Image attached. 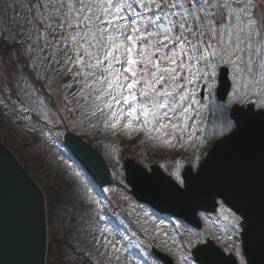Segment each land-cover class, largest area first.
Listing matches in <instances>:
<instances>
[{"label":"rangeland","instance_id":"rangeland-1","mask_svg":"<svg viewBox=\"0 0 264 264\" xmlns=\"http://www.w3.org/2000/svg\"><path fill=\"white\" fill-rule=\"evenodd\" d=\"M73 2L79 9L80 0ZM130 2L134 3V0ZM174 2L177 3L175 8L169 10L162 5L161 10L156 8L161 0H154L151 12L145 15L155 17L167 15L169 11L180 12L179 5L183 3L198 16L195 24L189 21L187 26L198 31L206 43L210 41L213 44L224 32L222 24L230 23L234 31L237 27L235 14L230 16L231 10L223 7L225 0H208L206 4L211 12L209 19L216 29L215 36L206 28L207 21L200 15L199 6H192L193 0H164L165 4ZM252 2L256 7L249 11L255 12V20L259 24L264 19V0H259V4L255 0ZM247 3L248 0H233L232 7H244ZM215 4L220 7L214 8ZM134 7L143 11L135 3ZM75 15L73 11L72 16ZM170 18L181 20L180 16ZM69 23L67 0H0V138L45 192L51 248L48 263L148 264L146 254L149 248H145L156 246L172 255L177 264H193L184 260L198 241L207 237L222 245L231 241L238 232L240 219L222 206L216 214L203 216L204 227L196 231L173 219L156 216L149 209L132 202L129 188L124 183L121 162L124 154L129 153L136 158V154L141 155L137 161L145 166H149L150 161L162 160L164 170L175 179L173 173L177 170L181 173L186 164L197 168L211 144L227 133L222 134L221 123L225 116L229 117L234 104L222 113L221 106L229 96L222 103L215 96L217 75L223 64L214 59L207 64L189 61L204 72H211V64H217V69L215 77H201L188 86L204 107L193 105L191 119L183 132H176L174 136L169 135L171 129L157 132L154 127L159 125L142 126L137 120L133 121L131 129H125L127 116L113 128L115 119L111 118V111L101 101L95 100L98 92L85 88L83 73L75 75L80 66L74 63V49L79 48L81 56H84L85 49H92L88 38L83 37L84 25L81 23L78 27L72 21V27H69ZM246 23L245 18L239 27L243 29ZM153 30L148 28V31ZM77 32H80L78 44L71 38ZM259 39L260 34H254V43ZM15 40L19 48L6 51L3 46ZM250 54L246 52V58ZM253 60L255 64L262 63L259 53L253 56ZM227 67L232 84L229 93L234 88L251 91L241 86L247 81L234 80L231 66ZM260 71V68L254 71L257 78ZM74 82L79 83V88L73 91ZM137 97L143 99L138 93ZM246 99L257 101L258 95L253 93ZM129 107L121 103L114 105L112 110L121 108L126 113ZM100 109H103V115ZM66 126L89 141L104 157L113 173L114 191L97 188L64 149L61 139ZM181 155L185 156L184 162L178 160ZM111 194L121 210V219L112 217L104 205V200ZM123 199L128 204H123ZM83 223L95 232L91 241L77 234Z\"/></svg>","mask_w":264,"mask_h":264},{"label":"snow or ice","instance_id":"snow-or-ice-1","mask_svg":"<svg viewBox=\"0 0 264 264\" xmlns=\"http://www.w3.org/2000/svg\"><path fill=\"white\" fill-rule=\"evenodd\" d=\"M153 2L134 0L143 10L141 12L136 10L130 0H80L79 9L73 0H67L69 27H72V21L78 27L82 23L83 37L88 38L92 49H85L84 56L80 55L79 48L74 49V63L80 66V71L75 75L83 73L85 88L98 92L95 100L101 101L111 111V118L115 119L112 127L115 128L120 119L127 116L125 129H131L133 121L137 120L142 126L159 125L158 128L154 127L157 132L171 129L169 135L173 136L176 132H183L191 119L193 105L204 107L195 99V93L190 92L188 86L201 77H215L217 69V64H211V72H204L189 61H195L196 64L203 61L207 64L213 59L231 66L233 79L247 81L241 86L251 89L240 91L234 88L228 93L229 99L221 106L222 113L233 104L238 107L232 109L231 117H224L221 123L222 134L233 129L239 131L256 115L264 117V19L257 24L255 12L249 11L256 7L252 0H248L244 7L236 8L232 7L233 0H225L223 7L231 10L230 16L235 14L237 27L234 31L230 23L222 24L224 32L218 36L215 44L210 41L206 43L198 31L187 26L189 21L195 24L198 19L197 13L191 8H185L180 3V12L169 11L167 15L155 17L145 15L151 12ZM207 3L208 0H193L192 6H199L200 15L207 21L206 28L215 36L216 29L209 19L211 12L206 7ZM162 5L171 10L177 3L165 4L161 0L156 8L162 10ZM213 7L220 5L215 4ZM73 11L75 17L72 16ZM176 16H180L181 20L170 18ZM245 18L247 23L241 29L239 24ZM161 20L166 22L162 23ZM149 27L154 30L148 31ZM254 34H260L259 41L255 43ZM78 37L80 32L71 38L78 44ZM246 52L251 53L247 58ZM257 53L261 64L254 63L253 56ZM256 68L261 70L258 78L254 75ZM137 93L142 100L138 99ZM253 93L258 95L257 101L246 99ZM121 103L130 105L126 113L121 108L112 110L114 105L119 106ZM253 107H258L259 113H254ZM100 111L103 115V109ZM261 137L264 145V120L261 123ZM173 175L180 186L185 185L179 170ZM195 175L198 176L199 171ZM200 251L205 256L212 254L210 249Z\"/></svg>","mask_w":264,"mask_h":264},{"label":"water","instance_id":"water-1","mask_svg":"<svg viewBox=\"0 0 264 264\" xmlns=\"http://www.w3.org/2000/svg\"><path fill=\"white\" fill-rule=\"evenodd\" d=\"M226 86L222 79L220 95ZM262 120L264 117L256 115L234 135L223 138L220 148L213 149L202 164L199 175H194L188 168L183 174L185 180H194L195 183L198 180H217L221 195L232 202L247 195L251 198L263 194ZM66 137L67 144L78 158L94 169L100 180H106L108 175H103L106 167L95 157L94 151L74 135L67 134ZM133 171L130 167L131 176ZM154 171L155 174L147 175L151 180H170L157 168ZM43 207L44 198L36 184L0 140V264H44L46 233Z\"/></svg>","mask_w":264,"mask_h":264},{"label":"bare ground","instance_id":"bare-ground-1","mask_svg":"<svg viewBox=\"0 0 264 264\" xmlns=\"http://www.w3.org/2000/svg\"><path fill=\"white\" fill-rule=\"evenodd\" d=\"M79 88V83L78 82H74L73 86H72V90H78ZM81 227H79V229L77 230V234H81V237H84L87 241H91L92 240V235L95 233L93 228L89 227L87 224H82L80 225ZM93 251V253H96V250L93 246L90 247Z\"/></svg>","mask_w":264,"mask_h":264}]
</instances>
